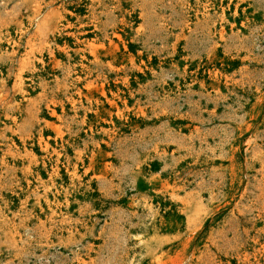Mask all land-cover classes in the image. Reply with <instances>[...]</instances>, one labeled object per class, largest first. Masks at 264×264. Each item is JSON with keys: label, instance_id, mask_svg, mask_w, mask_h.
<instances>
[{"label": "rangeland", "instance_id": "1", "mask_svg": "<svg viewBox=\"0 0 264 264\" xmlns=\"http://www.w3.org/2000/svg\"><path fill=\"white\" fill-rule=\"evenodd\" d=\"M0 264H264V0H0Z\"/></svg>", "mask_w": 264, "mask_h": 264}, {"label": "bare ground", "instance_id": "2", "mask_svg": "<svg viewBox=\"0 0 264 264\" xmlns=\"http://www.w3.org/2000/svg\"><path fill=\"white\" fill-rule=\"evenodd\" d=\"M21 82H22V79H21Z\"/></svg>", "mask_w": 264, "mask_h": 264}]
</instances>
